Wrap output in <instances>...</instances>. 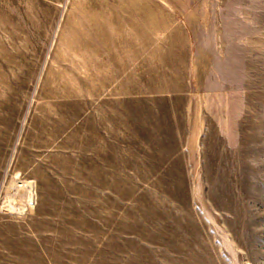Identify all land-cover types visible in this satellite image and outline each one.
<instances>
[{
    "label": "rangeland",
    "instance_id": "obj_1",
    "mask_svg": "<svg viewBox=\"0 0 264 264\" xmlns=\"http://www.w3.org/2000/svg\"><path fill=\"white\" fill-rule=\"evenodd\" d=\"M0 264H264V0H0Z\"/></svg>",
    "mask_w": 264,
    "mask_h": 264
},
{
    "label": "crops",
    "instance_id": "obj_2",
    "mask_svg": "<svg viewBox=\"0 0 264 264\" xmlns=\"http://www.w3.org/2000/svg\"><path fill=\"white\" fill-rule=\"evenodd\" d=\"M140 9L141 12L137 14L138 16L133 15L134 20L138 19V23L153 27L154 29H149V32L167 33V16L171 15L167 12L170 10V7H167V2L148 3ZM184 56L187 57V54Z\"/></svg>",
    "mask_w": 264,
    "mask_h": 264
},
{
    "label": "bare ground",
    "instance_id": "obj_3",
    "mask_svg": "<svg viewBox=\"0 0 264 264\" xmlns=\"http://www.w3.org/2000/svg\"><path fill=\"white\" fill-rule=\"evenodd\" d=\"M29 200L31 201L32 200V196H31V194H30V196H29ZM20 212V211H19Z\"/></svg>",
    "mask_w": 264,
    "mask_h": 264
}]
</instances>
